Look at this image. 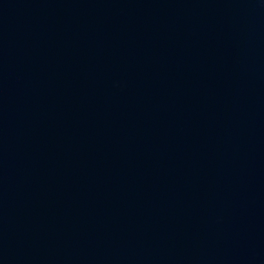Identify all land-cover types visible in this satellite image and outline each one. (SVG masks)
Here are the masks:
<instances>
[{
    "label": "water",
    "instance_id": "obj_1",
    "mask_svg": "<svg viewBox=\"0 0 264 264\" xmlns=\"http://www.w3.org/2000/svg\"><path fill=\"white\" fill-rule=\"evenodd\" d=\"M0 264H264V0H0Z\"/></svg>",
    "mask_w": 264,
    "mask_h": 264
}]
</instances>
